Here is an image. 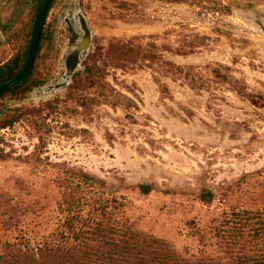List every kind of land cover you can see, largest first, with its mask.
Listing matches in <instances>:
<instances>
[{
    "label": "rangeland",
    "instance_id": "374dc122",
    "mask_svg": "<svg viewBox=\"0 0 264 264\" xmlns=\"http://www.w3.org/2000/svg\"><path fill=\"white\" fill-rule=\"evenodd\" d=\"M36 2L0 0V65L22 59ZM40 44L36 84L0 99V244L61 232L73 170L117 193L137 231L223 258L213 225L264 194V0H54ZM87 64L117 98L75 83Z\"/></svg>",
    "mask_w": 264,
    "mask_h": 264
},
{
    "label": "trees",
    "instance_id": "16d2710c",
    "mask_svg": "<svg viewBox=\"0 0 264 264\" xmlns=\"http://www.w3.org/2000/svg\"><path fill=\"white\" fill-rule=\"evenodd\" d=\"M38 3L39 0L36 8ZM53 3L51 0L48 12ZM26 54L27 46L22 59L17 57L0 65V84L21 71ZM33 70L34 66L26 79L0 99L7 94L17 97L29 91L36 84L32 81ZM74 80L82 88L99 90L103 96H119H112L113 89L93 64L85 65ZM261 174H254V178ZM60 182L61 232L34 243L24 237L1 243L0 264H264V194L260 207L249 200L250 205L232 211L221 225H213L214 245L219 247L223 258H189L177 254L166 242L137 231L128 221L117 193L107 191L103 181L81 171L64 170ZM135 188L143 196L152 192L148 185ZM214 197V192L207 189L196 194L205 206H210ZM192 229L194 237L201 240L203 232Z\"/></svg>",
    "mask_w": 264,
    "mask_h": 264
},
{
    "label": "water",
    "instance_id": "95a60500",
    "mask_svg": "<svg viewBox=\"0 0 264 264\" xmlns=\"http://www.w3.org/2000/svg\"><path fill=\"white\" fill-rule=\"evenodd\" d=\"M51 0H39L33 25L31 28L28 48H27V54L26 59L24 62V66L21 69L20 72L15 74L14 76L6 79L0 84V96L4 94L7 90L14 87L15 85L22 82L28 75L30 74L34 61L36 59L40 40L42 37L43 28L46 21L47 12L50 6ZM89 45V38H86L80 43V45L77 47V51L81 50H87V47Z\"/></svg>",
    "mask_w": 264,
    "mask_h": 264
},
{
    "label": "flooded vegetation",
    "instance_id": "af4514ba",
    "mask_svg": "<svg viewBox=\"0 0 264 264\" xmlns=\"http://www.w3.org/2000/svg\"><path fill=\"white\" fill-rule=\"evenodd\" d=\"M80 25H83V22L80 21ZM86 38H89L87 35L76 45L75 49L73 50L70 59L68 60L67 68H66V76H69L72 71L75 69L77 62L79 58L81 57L82 53L85 52V50L77 51V47L82 43V41Z\"/></svg>",
    "mask_w": 264,
    "mask_h": 264
}]
</instances>
